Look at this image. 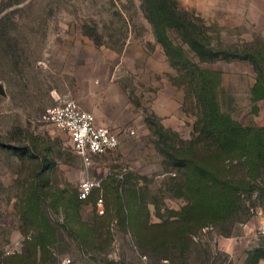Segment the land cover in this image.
<instances>
[{
	"label": "rangeland",
	"instance_id": "374dc122",
	"mask_svg": "<svg viewBox=\"0 0 264 264\" xmlns=\"http://www.w3.org/2000/svg\"><path fill=\"white\" fill-rule=\"evenodd\" d=\"M176 1L231 56L202 65L224 78V111L263 128L264 84L254 91L245 60L264 44L254 0ZM165 39L168 52L142 0H0V264H264V179L242 183L235 212L210 211L167 156L198 136L188 47ZM63 97L120 132L119 147L86 165L41 121ZM86 180L100 187L80 201Z\"/></svg>",
	"mask_w": 264,
	"mask_h": 264
},
{
	"label": "trees",
	"instance_id": "16d2710c",
	"mask_svg": "<svg viewBox=\"0 0 264 264\" xmlns=\"http://www.w3.org/2000/svg\"><path fill=\"white\" fill-rule=\"evenodd\" d=\"M142 2L157 41L165 50L168 52L172 47L165 39V33L175 31L180 38L179 45L187 46V54L190 55V62L186 61L182 68L196 103L198 137L188 149L179 147L172 153L168 152L167 156L187 180L190 190L196 189L208 195L210 211L220 210L224 205L233 207L235 212L241 208L240 197L245 193V189L241 190L242 183L246 185L247 179L254 180L255 177L264 179V127L243 129L230 113L224 111L223 95L228 91L224 78L202 65L222 55L223 59L231 56L213 54L210 38L196 15L180 8L176 0ZM252 50H247L245 60L250 61L256 72L253 89L258 91L264 84V44L258 53ZM42 190L36 186L34 197L39 196ZM77 196L80 200L79 194ZM119 199L121 201V196ZM130 213H133L132 208L121 203L119 214L124 220ZM42 228L51 229L46 221L38 229Z\"/></svg>",
	"mask_w": 264,
	"mask_h": 264
},
{
	"label": "built area",
	"instance_id": "2783aa9c",
	"mask_svg": "<svg viewBox=\"0 0 264 264\" xmlns=\"http://www.w3.org/2000/svg\"><path fill=\"white\" fill-rule=\"evenodd\" d=\"M41 121L69 134L73 150L86 164L91 165L95 156L117 149L121 134L107 125L97 123L94 113L83 109L69 97L57 98V104L48 108ZM135 135V131L128 130ZM100 187L97 180H86L80 185L79 198L86 200L92 192ZM102 202L98 203L99 212L104 213Z\"/></svg>",
	"mask_w": 264,
	"mask_h": 264
},
{
	"label": "crops",
	"instance_id": "0c3cea01",
	"mask_svg": "<svg viewBox=\"0 0 264 264\" xmlns=\"http://www.w3.org/2000/svg\"><path fill=\"white\" fill-rule=\"evenodd\" d=\"M254 10L257 12L256 17H259L260 21H264V0H254ZM260 29H261V33L264 35V25H261ZM97 123L104 125L101 122H99L98 119H97Z\"/></svg>",
	"mask_w": 264,
	"mask_h": 264
},
{
	"label": "water",
	"instance_id": "95a60500",
	"mask_svg": "<svg viewBox=\"0 0 264 264\" xmlns=\"http://www.w3.org/2000/svg\"><path fill=\"white\" fill-rule=\"evenodd\" d=\"M0 94L6 95L3 85H0Z\"/></svg>",
	"mask_w": 264,
	"mask_h": 264
}]
</instances>
